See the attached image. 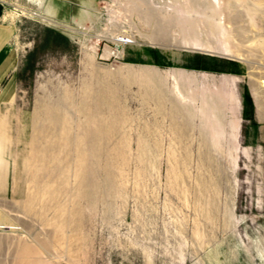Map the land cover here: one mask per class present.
<instances>
[{
  "label": "rangeland",
  "instance_id": "1",
  "mask_svg": "<svg viewBox=\"0 0 264 264\" xmlns=\"http://www.w3.org/2000/svg\"><path fill=\"white\" fill-rule=\"evenodd\" d=\"M0 1V264H264V0Z\"/></svg>",
  "mask_w": 264,
  "mask_h": 264
},
{
  "label": "crops",
  "instance_id": "2",
  "mask_svg": "<svg viewBox=\"0 0 264 264\" xmlns=\"http://www.w3.org/2000/svg\"><path fill=\"white\" fill-rule=\"evenodd\" d=\"M16 34V27L10 22L3 1H0V106L11 102L17 94L20 58L12 47ZM6 172L7 165L0 173Z\"/></svg>",
  "mask_w": 264,
  "mask_h": 264
},
{
  "label": "bare ground",
  "instance_id": "3",
  "mask_svg": "<svg viewBox=\"0 0 264 264\" xmlns=\"http://www.w3.org/2000/svg\"><path fill=\"white\" fill-rule=\"evenodd\" d=\"M161 31V30H160ZM162 33V32H161ZM164 34V33H163ZM159 35H156L155 34V37L154 38H157ZM164 36V35H163ZM163 36H161V40H163V41H165V36L163 37ZM160 38V37H159ZM190 39V38H189ZM116 43H118V44H132V43H136V41L133 39V37H131V36H117V37H115L114 39H113ZM192 42V41H191ZM191 42H189L188 44H193V43H191ZM220 52V54H222V55H224V56H231V54L229 53V52H227L226 50L224 51H221V50H219ZM179 77V76H178ZM187 79H189V77L187 78ZM191 79H189V81H190ZM188 82V81H187ZM191 82H193V80L191 81ZM212 84V83H211ZM252 85H254V87H253V90H254V92H255V94H256V101H257V105H258V108H259V115L260 116H262L263 114H264V100H263V98L260 96V92L262 91V89L264 88V82L262 83V84H257V82L256 83H254V84H252ZM94 88H95V86H94ZM222 88V87H221ZM95 91V90H94ZM102 93H95V94H92V95H88L87 94V97H86V99H85V101H84V103H83V109H82V111H83V113H84V115L86 116V118H88L89 119V122H91V121H97V119H98V115L96 114V112L95 111H100L101 110V106L103 105L101 102H102V99H101V95ZM220 98H222V97H220ZM225 99V98H224ZM233 100V99H232ZM224 101V100H223ZM230 101V100H229ZM90 105L94 108V111H89L90 109H89V107H90ZM227 105V104H226ZM216 106V105H215ZM235 107V106H234ZM225 109V108H224ZM227 109V108H226ZM235 109V108H234ZM79 110V109H78ZM237 110V109H236ZM104 112H105V110H104ZM48 114L50 115V113L48 112ZM51 116V115H50ZM49 117V116H48ZM79 118V117H78ZM65 119V118H64ZM50 120V119H49ZM63 122H64V120H63ZM66 122H64V124H65ZM227 123V122H226ZM67 125V124H66ZM81 125V124H80ZM65 126V125H64ZM66 127V126H65ZM65 127H63V128H65ZM70 129V128H69ZM77 129V128H76ZM68 130H67V128H66V131H65V133L67 132ZM70 131V130H69ZM90 131V130H89ZM62 132H64V129H63V131ZM64 133V134H65ZM63 134V135H64ZM88 134H90L89 132H88ZM76 135V134H75ZM68 137V136H67ZM73 139V138H72ZM105 139H106V137H105ZM75 141V140H74ZM62 142V141H61ZM65 142V141H64ZM99 142H100V140L98 139V138H96V137H94V138H92L91 140H89V139H87V137H86V139L84 140V144H85V146L87 147V149H86V151L85 150H83L84 151V155H91L92 154V156L93 157H95V158H97V157H99L100 156V150H99V148H97V145L99 144ZM78 143H80V142H78ZM77 143V144H78ZM83 143V142H82ZM4 144L6 145V143L4 142ZM58 144V143H57ZM65 144V143H64ZM79 145V144H78ZM3 148V146H2V144H1V141H0V152H1V150H3L2 149ZM6 148V147H5ZM73 148V147H72ZM82 150V149H81ZM4 151H6V150H4ZM3 151V152H4ZM80 152H82V151H80ZM79 152V153H80ZM1 154H3V153H1ZM0 154V155H1ZM5 154H3V156H4ZM78 155V154H77ZM79 155H81V154H79ZM87 158V157H86ZM5 166V162L3 161V160H1L0 159V167H4ZM81 166H82V164H81ZM80 166V167H81ZM83 167V166H82ZM87 167V166H86ZM102 174V173H101ZM100 174V175H101ZM99 175V174H98ZM97 175V176H98ZM76 176V175H75ZM79 177H80V179H81V182H80V184H79V186H78V193H79V195L77 196L78 198H83V190H84V188H85V186L87 185V183L88 182H90L89 180V177H88V175H87V172H86V170H83L82 169V172L80 171V173H79ZM110 177V176H109ZM2 178H3V176L1 175L0 176V184L2 183L1 181H2ZM105 178V177H104ZM77 179V178H76ZM97 180V178L96 179H94V182ZM113 180V179H112ZM98 182H99V180H98ZM98 187H99V185H98ZM104 195V194H103ZM104 203V202H103ZM108 210V209H107ZM76 213L77 214H79L80 213V208H79V206H77L76 207ZM82 215V214H81ZM63 236V235H62Z\"/></svg>",
  "mask_w": 264,
  "mask_h": 264
}]
</instances>
